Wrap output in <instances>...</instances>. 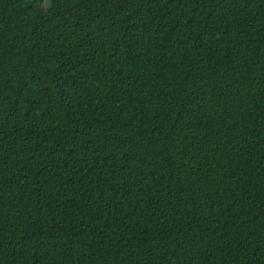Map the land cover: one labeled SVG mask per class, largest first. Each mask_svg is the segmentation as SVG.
Wrapping results in <instances>:
<instances>
[{
  "label": "trees",
  "instance_id": "16d2710c",
  "mask_svg": "<svg viewBox=\"0 0 264 264\" xmlns=\"http://www.w3.org/2000/svg\"><path fill=\"white\" fill-rule=\"evenodd\" d=\"M0 0V264H264V0Z\"/></svg>",
  "mask_w": 264,
  "mask_h": 264
},
{
  "label": "rangeland",
  "instance_id": "374dc122",
  "mask_svg": "<svg viewBox=\"0 0 264 264\" xmlns=\"http://www.w3.org/2000/svg\"><path fill=\"white\" fill-rule=\"evenodd\" d=\"M40 2H42V7H43V17L47 18L48 15L50 14V5H51V0H39Z\"/></svg>",
  "mask_w": 264,
  "mask_h": 264
}]
</instances>
